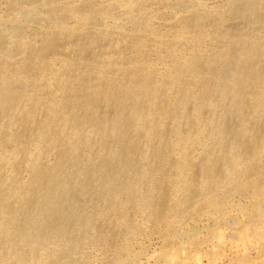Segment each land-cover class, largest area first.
Wrapping results in <instances>:
<instances>
[{
  "label": "bare ground",
  "instance_id": "6f19581e",
  "mask_svg": "<svg viewBox=\"0 0 264 264\" xmlns=\"http://www.w3.org/2000/svg\"><path fill=\"white\" fill-rule=\"evenodd\" d=\"M246 194L264 0H0V264H127Z\"/></svg>",
  "mask_w": 264,
  "mask_h": 264
},
{
  "label": "rangeland",
  "instance_id": "374dc122",
  "mask_svg": "<svg viewBox=\"0 0 264 264\" xmlns=\"http://www.w3.org/2000/svg\"><path fill=\"white\" fill-rule=\"evenodd\" d=\"M259 201L251 194L235 196L224 209L209 210L186 223L188 233L171 242L157 235L139 238L127 264H264V215H257Z\"/></svg>",
  "mask_w": 264,
  "mask_h": 264
}]
</instances>
